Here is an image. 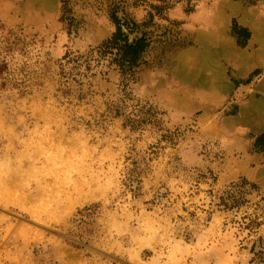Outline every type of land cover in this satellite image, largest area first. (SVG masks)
Returning a JSON list of instances; mask_svg holds the SVG:
<instances>
[{"label": "rangeland", "instance_id": "obj_1", "mask_svg": "<svg viewBox=\"0 0 264 264\" xmlns=\"http://www.w3.org/2000/svg\"><path fill=\"white\" fill-rule=\"evenodd\" d=\"M164 5L0 0V264H264V0Z\"/></svg>", "mask_w": 264, "mask_h": 264}, {"label": "trees", "instance_id": "obj_2", "mask_svg": "<svg viewBox=\"0 0 264 264\" xmlns=\"http://www.w3.org/2000/svg\"><path fill=\"white\" fill-rule=\"evenodd\" d=\"M159 1L162 4H165L164 7H166L169 2V0ZM154 9L157 10V13L159 14L163 7H154ZM149 18H152L151 14H149ZM111 19L115 25V32L112 34L111 38L99 48L98 54L100 57L109 55L111 58V63L117 66L123 77H132L135 69L143 64V57L150 47V41L146 37L145 33H141L139 37L136 36L132 40L129 39V35L133 34L134 32L139 33V26L135 22L128 19L122 21L115 15H112ZM145 25L148 24H142V26ZM232 32L233 35L237 37L238 41L243 39L245 42L249 39V34L247 31L243 28H239L235 24H233ZM244 42L240 45H244ZM254 147L257 151L264 152V134L258 136L255 139ZM229 198H231V203L233 205H236L240 202L235 200L231 195Z\"/></svg>", "mask_w": 264, "mask_h": 264}, {"label": "crops", "instance_id": "obj_3", "mask_svg": "<svg viewBox=\"0 0 264 264\" xmlns=\"http://www.w3.org/2000/svg\"><path fill=\"white\" fill-rule=\"evenodd\" d=\"M260 50L261 51H259L257 55L264 53V48H262V46H261V49ZM259 87L261 89H264V81L259 84ZM255 116H256V118H258V120H257L258 122L255 124V126L258 127V128H262L263 125H264L263 124V120H264V109L259 110L258 113ZM263 131H264V129H263Z\"/></svg>", "mask_w": 264, "mask_h": 264}]
</instances>
